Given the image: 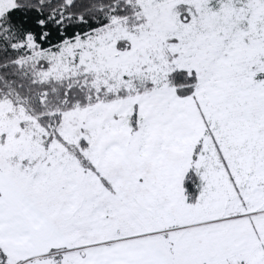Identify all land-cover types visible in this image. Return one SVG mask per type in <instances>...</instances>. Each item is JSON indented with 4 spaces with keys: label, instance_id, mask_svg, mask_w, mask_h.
<instances>
[{
    "label": "snow or ice",
    "instance_id": "1",
    "mask_svg": "<svg viewBox=\"0 0 264 264\" xmlns=\"http://www.w3.org/2000/svg\"><path fill=\"white\" fill-rule=\"evenodd\" d=\"M0 264H264V0H0Z\"/></svg>",
    "mask_w": 264,
    "mask_h": 264
}]
</instances>
